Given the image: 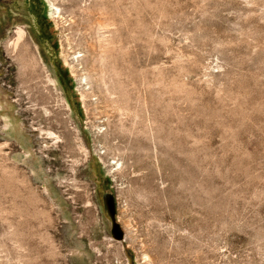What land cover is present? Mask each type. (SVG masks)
I'll return each mask as SVG.
<instances>
[{"label":"rangeland","instance_id":"obj_1","mask_svg":"<svg viewBox=\"0 0 264 264\" xmlns=\"http://www.w3.org/2000/svg\"><path fill=\"white\" fill-rule=\"evenodd\" d=\"M0 83V264H264V0H0Z\"/></svg>","mask_w":264,"mask_h":264},{"label":"bare ground","instance_id":"obj_2","mask_svg":"<svg viewBox=\"0 0 264 264\" xmlns=\"http://www.w3.org/2000/svg\"><path fill=\"white\" fill-rule=\"evenodd\" d=\"M23 30L21 29V28H19L18 29V31H17V37L18 38H22L23 36ZM65 61H67V60H65ZM67 64H69L68 62H66ZM73 67V66H72ZM74 68V67H73ZM1 84V83H0ZM1 87V86H0ZM0 89H2L3 90V93H1V91H0V109L2 110V109H4V110H8V111H10V113H12V111H14V106H16V101H15V99L14 98H11L9 95H8V93L10 92L9 91V89H7V88H4V86L2 85V88H0ZM82 96L84 97L85 95H84V93H82ZM84 100V99H83ZM6 102V103H5ZM7 103L9 104V106H6L7 105ZM6 104V105H5ZM17 117V116H16ZM10 121H12V123H15L16 125H21V123L17 120V119H13L12 117H11V119H10V117H5V122L6 123H10ZM20 128H21V130H22V133L25 135L26 133H27V130H25L24 128H22L21 126H20ZM42 134H44V135H46V136H48L49 137V139L51 138V139H56V137L53 135L54 133L53 132H48V131H42ZM41 138V137H40ZM43 140V139H42ZM55 142L56 141H54V144H55ZM114 222V221H113ZM117 223V222H116ZM114 226H116L115 224H114ZM115 239H118L115 235L113 236ZM114 240V239H113ZM117 241V240H116ZM72 252H74V253H79V250L78 249H73L72 250Z\"/></svg>","mask_w":264,"mask_h":264},{"label":"water","instance_id":"obj_3","mask_svg":"<svg viewBox=\"0 0 264 264\" xmlns=\"http://www.w3.org/2000/svg\"><path fill=\"white\" fill-rule=\"evenodd\" d=\"M112 205H111V203L109 202V201H107V211H108V213L110 214V216H111V218H112ZM116 225V226H114V224ZM112 230H113V232H114V235L118 238V239H120V238H122V231H121V229H120V227H119V225L116 223V221L114 220V222H112Z\"/></svg>","mask_w":264,"mask_h":264}]
</instances>
